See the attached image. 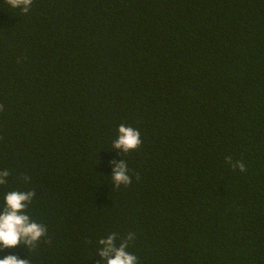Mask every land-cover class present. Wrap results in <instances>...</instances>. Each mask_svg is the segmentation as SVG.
<instances>
[{
  "label": "trees",
  "instance_id": "1",
  "mask_svg": "<svg viewBox=\"0 0 264 264\" xmlns=\"http://www.w3.org/2000/svg\"><path fill=\"white\" fill-rule=\"evenodd\" d=\"M0 105V210L34 191L47 227L0 259L97 264L133 233L138 264H264V0H0Z\"/></svg>",
  "mask_w": 264,
  "mask_h": 264
},
{
  "label": "clouds",
  "instance_id": "2",
  "mask_svg": "<svg viewBox=\"0 0 264 264\" xmlns=\"http://www.w3.org/2000/svg\"><path fill=\"white\" fill-rule=\"evenodd\" d=\"M6 3L12 8H19L22 12L27 13L33 0H6ZM118 133V137L113 141V148L120 152L128 153L136 150L142 144L141 133L136 128L121 124L118 127ZM226 160L231 162V157H227ZM113 164L114 169L111 177L114 185L119 187L131 184L132 178L129 175L126 162L122 159L119 162L113 161ZM232 167H238L242 172L246 170L242 161L232 163ZM8 175V170L0 171V185L7 182ZM137 178L139 177L137 176ZM34 196V191L14 190L5 194V205L0 210V246L11 248L24 245L31 250L46 235L47 227L32 220L26 211ZM116 237V233H111L98 241L100 245H103L98 249L101 261L106 260V264H138V257L127 251L128 242L134 239V234L129 233L119 245L116 243ZM101 261H97V264H101ZM0 264H30V260L18 258L16 255H8L0 259Z\"/></svg>",
  "mask_w": 264,
  "mask_h": 264
}]
</instances>
